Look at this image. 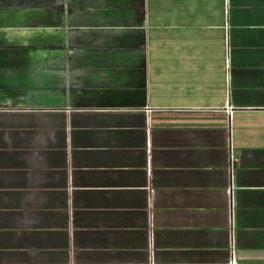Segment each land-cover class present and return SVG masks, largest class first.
Instances as JSON below:
<instances>
[{
  "label": "crops",
  "instance_id": "crops-1",
  "mask_svg": "<svg viewBox=\"0 0 264 264\" xmlns=\"http://www.w3.org/2000/svg\"><path fill=\"white\" fill-rule=\"evenodd\" d=\"M0 264H264V0H0Z\"/></svg>",
  "mask_w": 264,
  "mask_h": 264
},
{
  "label": "built area",
  "instance_id": "built-area-1",
  "mask_svg": "<svg viewBox=\"0 0 264 264\" xmlns=\"http://www.w3.org/2000/svg\"><path fill=\"white\" fill-rule=\"evenodd\" d=\"M231 112V111H229ZM233 166V159L230 157V174H231V168ZM228 194L230 195V191H228Z\"/></svg>",
  "mask_w": 264,
  "mask_h": 264
}]
</instances>
